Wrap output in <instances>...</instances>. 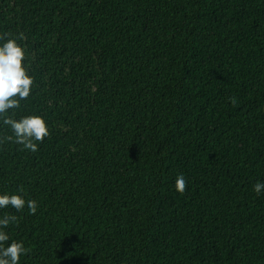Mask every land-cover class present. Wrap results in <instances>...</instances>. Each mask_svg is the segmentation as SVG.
<instances>
[{
	"label": "trees",
	"instance_id": "1",
	"mask_svg": "<svg viewBox=\"0 0 264 264\" xmlns=\"http://www.w3.org/2000/svg\"><path fill=\"white\" fill-rule=\"evenodd\" d=\"M8 34L50 132L0 119L19 264H264V0H0Z\"/></svg>",
	"mask_w": 264,
	"mask_h": 264
},
{
	"label": "clouds",
	"instance_id": "2",
	"mask_svg": "<svg viewBox=\"0 0 264 264\" xmlns=\"http://www.w3.org/2000/svg\"><path fill=\"white\" fill-rule=\"evenodd\" d=\"M20 34L16 39L0 36V40L5 42L0 45V119L3 124L8 126L13 135L6 136L4 139L22 145L24 149L36 152L38 143L50 135L48 125L45 120L38 115L24 116L15 119L8 116L9 110L18 109L20 101L29 98L34 83L33 78L29 75L25 66V50L18 43L17 39H23ZM235 104V100H232ZM187 181L183 174L179 175L176 180V190L184 193ZM253 190L259 194L264 190V183L256 182ZM27 204L30 212L35 215L37 212V202L35 200L26 201L21 195L2 194L0 195V209L12 206L17 211H22ZM17 216L5 214L0 218V264H19L20 258L27 252L22 242L9 241V236L4 231L10 223L17 221Z\"/></svg>",
	"mask_w": 264,
	"mask_h": 264
}]
</instances>
